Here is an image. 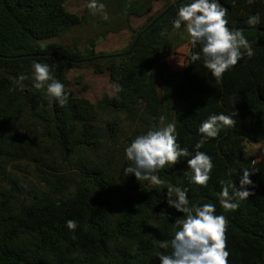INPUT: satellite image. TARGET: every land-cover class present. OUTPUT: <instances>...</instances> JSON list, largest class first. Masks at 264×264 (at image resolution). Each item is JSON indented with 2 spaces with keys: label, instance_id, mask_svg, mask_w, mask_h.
<instances>
[{
  "label": "trees",
  "instance_id": "1",
  "mask_svg": "<svg viewBox=\"0 0 264 264\" xmlns=\"http://www.w3.org/2000/svg\"><path fill=\"white\" fill-rule=\"evenodd\" d=\"M67 1L0 0L1 174L14 162H40L56 151L70 159L80 142L90 143L89 138L78 139L80 128L95 122L102 110L131 112L143 106L150 129L162 126L159 118L165 117V124L175 123L181 148L193 154L202 138L199 127L210 115L235 114L236 125L221 130L199 149L214 164L207 187L191 182L193 173L187 164L190 157H182L156 173L163 184L143 180L124 192L119 208L110 198L112 192L101 168L93 170L101 178L80 180L74 191L55 187L56 193L63 192L61 196L32 190L19 203L15 196L0 192V264H160L158 254L171 255L170 241L185 218L167 204L168 190L175 199L176 188L187 192L190 207L212 203L214 214L226 217L229 264H264V160L253 161L246 148V142L264 145V0H219L228 9V26L245 28L243 34L254 55H245L217 82L203 66V59L191 61L193 53L201 52L200 45L192 47L187 65L167 89L164 102L155 71L189 37L183 25L179 30L173 27L181 4L148 31L130 55L94 60L108 55L96 53L93 48L83 51L50 42L87 22L88 7L79 16L66 9ZM101 1L115 8L121 21L135 32L130 46L117 54L128 53L139 33L173 3ZM155 2H162L164 9L151 16ZM255 14L261 22L249 26L246 21ZM131 17H146L147 22L136 31ZM33 61L48 64L54 78L65 85L69 93L65 106L48 97L46 86L33 87ZM85 63H91L98 74L109 73L112 85H120L122 90L99 106L78 98L69 89L68 71ZM20 75L27 79L20 82ZM164 79L171 81L166 76ZM243 169L253 173L249 178L254 187L246 188L253 195L240 200L230 189L232 202L238 207L226 210L220 204L222 185L233 183L239 188ZM2 181L22 190L14 178ZM68 220L77 223L76 239L67 228ZM165 242L169 246L161 247Z\"/></svg>",
  "mask_w": 264,
  "mask_h": 264
},
{
  "label": "clouds",
  "instance_id": "2",
  "mask_svg": "<svg viewBox=\"0 0 264 264\" xmlns=\"http://www.w3.org/2000/svg\"><path fill=\"white\" fill-rule=\"evenodd\" d=\"M252 0H249L251 3ZM92 15L101 14L105 21L109 19L105 11V5L97 0H89L87 4ZM228 9L221 5L219 0H190L178 8L177 16L173 21V27L177 30L183 25L190 37L193 48L201 46V52L193 53L190 57L192 62L203 59V66L209 70L212 77L220 82L223 75L231 70L246 55L251 58L254 55L252 45L243 34L242 29H232L228 26L226 18ZM259 14L251 15L246 23L249 26L260 24ZM33 87L43 89L46 86L48 97L56 100L61 107L68 103L69 93L65 91V85L55 79L51 68L46 63L33 61ZM27 79L20 75V82ZM115 91L122 90L120 85H115ZM235 115V114H233ZM233 115L224 113L210 115L204 120L199 133L202 138L196 143V151L190 153L187 148H181L177 142L175 123L164 124L165 117L161 116V125L150 129L146 134L137 136L125 149L126 159L134 164V167L126 169L139 180H150L154 185H161L163 181L156 173L167 165H175L182 157H190L187 160L188 168L192 171L191 182L196 185L207 187L211 179L214 167L212 158L205 152L199 151L209 138H216L221 130L232 128L236 125ZM235 170H231L229 175ZM248 169H243L239 179V188L236 184L226 183L222 185L220 204L226 210H234L238 207L233 203V195L244 200L253 195L246 190L253 186ZM176 198H172V190L167 192V204L177 212L183 213L185 218L180 222L179 229L170 241L171 255L158 254L160 264H229L230 255L227 250V225L228 221L223 215H215V205L212 203L203 206H189L187 192L180 188L175 189ZM67 228L73 232L77 223L68 220ZM168 242L162 243L161 247L167 248Z\"/></svg>",
  "mask_w": 264,
  "mask_h": 264
},
{
  "label": "rangeland",
  "instance_id": "3",
  "mask_svg": "<svg viewBox=\"0 0 264 264\" xmlns=\"http://www.w3.org/2000/svg\"><path fill=\"white\" fill-rule=\"evenodd\" d=\"M168 1L172 3L175 0ZM97 2L102 3L101 0ZM88 3L89 0H68L66 9L70 13L83 16L87 12ZM163 9L162 2H155L150 15H157ZM105 11L109 16L107 21L104 20L105 22L102 23L100 13L92 15L88 11L85 24L64 37L50 42L64 44L71 49L77 47L83 51L93 48L96 53L106 55L126 50L133 42L135 32L129 30L121 21L115 8L105 6ZM130 22L133 29L139 31L146 24L147 18L131 17ZM119 27L120 29L117 30ZM104 32H106L105 38L102 37ZM186 40L185 44L160 63L158 89L163 102L167 89L171 88V84L173 86L179 78L191 55L190 38L187 37ZM164 76L170 78L172 82H168ZM68 79L69 89L78 98L86 99L97 106L116 94L109 73H96L91 63L69 70ZM150 125L151 122L145 117L143 106H138L131 112L102 110L98 113L95 122L85 124L79 130L78 139L89 138V144L80 142L78 151L70 159H65L56 151L40 162L22 160L12 163L3 171V174L0 172V192L15 196L19 203L24 200L26 192L32 190L52 192L54 195L61 196L63 192L56 193L55 187H61L62 191L64 188L67 192L74 191L76 182L80 180L101 178L93 171L101 168L104 171L107 186L112 192L110 198L119 208L125 197L124 192H128L135 184L143 181H138L134 174L126 171L134 167V164L126 159L125 149L137 136L146 134L150 130ZM250 144L253 143L246 142L247 149ZM5 177L16 179L22 190L17 191L12 188L10 182L2 181Z\"/></svg>",
  "mask_w": 264,
  "mask_h": 264
},
{
  "label": "water",
  "instance_id": "4",
  "mask_svg": "<svg viewBox=\"0 0 264 264\" xmlns=\"http://www.w3.org/2000/svg\"><path fill=\"white\" fill-rule=\"evenodd\" d=\"M187 0H177L175 2H173L169 7H167L162 13H160L145 29H143L139 35L137 36V38L135 39L133 46L131 48V50L126 53V54H113V55H108V56H101V57H97L94 60H98V59H103V58H120V57H124L126 55H130L134 48L136 47V45L138 44V42L140 41V39L148 32L150 31L161 19H163L166 15H168L172 10H174L175 8H177L180 4H182L183 2H185ZM234 29V28H232ZM237 29H245V28H237ZM159 78H160V74H159V66L156 68L155 71V80L157 83V87H158V82H159Z\"/></svg>",
  "mask_w": 264,
  "mask_h": 264
},
{
  "label": "crops",
  "instance_id": "5",
  "mask_svg": "<svg viewBox=\"0 0 264 264\" xmlns=\"http://www.w3.org/2000/svg\"><path fill=\"white\" fill-rule=\"evenodd\" d=\"M249 157L255 162L264 160V145L261 144H250L249 149H247Z\"/></svg>",
  "mask_w": 264,
  "mask_h": 264
}]
</instances>
